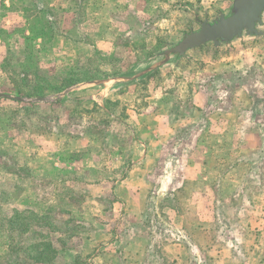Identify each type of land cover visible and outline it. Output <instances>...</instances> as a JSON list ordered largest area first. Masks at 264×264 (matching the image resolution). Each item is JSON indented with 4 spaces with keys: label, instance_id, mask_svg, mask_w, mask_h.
<instances>
[{
    "label": "rangeland",
    "instance_id": "374dc122",
    "mask_svg": "<svg viewBox=\"0 0 264 264\" xmlns=\"http://www.w3.org/2000/svg\"><path fill=\"white\" fill-rule=\"evenodd\" d=\"M229 6L0 0V264H264V35L59 96Z\"/></svg>",
    "mask_w": 264,
    "mask_h": 264
},
{
    "label": "water",
    "instance_id": "95a60500",
    "mask_svg": "<svg viewBox=\"0 0 264 264\" xmlns=\"http://www.w3.org/2000/svg\"><path fill=\"white\" fill-rule=\"evenodd\" d=\"M196 12H198L197 8L195 15ZM263 17L264 0H230V6L216 17L198 20V29L189 31L175 43L166 45L148 57L133 63L126 71L79 82L63 90L59 96L82 88L121 89L147 78L153 72L160 71L164 66L174 68L176 63L186 57L190 50L208 43L217 47L232 44L240 38L263 36ZM0 96L14 98L5 93H0ZM16 99L20 100V98Z\"/></svg>",
    "mask_w": 264,
    "mask_h": 264
},
{
    "label": "crops",
    "instance_id": "0c3cea01",
    "mask_svg": "<svg viewBox=\"0 0 264 264\" xmlns=\"http://www.w3.org/2000/svg\"><path fill=\"white\" fill-rule=\"evenodd\" d=\"M98 89H103V88H106V87H97ZM109 88V87H108ZM110 89V88H109ZM122 89V88H121ZM110 90H119V89H110ZM166 113V115H167V112H165ZM159 114H160V110L159 109H157L155 112H153L152 110H150L149 108H146V109H144L143 111H138V112H134V116H143V115H146L147 116V118H148V121H149V123L151 124V126H147L146 127V129L148 130V131H154V121H155V118L156 117H158L159 116ZM155 117V118H154ZM137 145L138 146H143V148H146V146L148 145L145 141L143 142V140H141V139H138L137 140ZM146 149H144V151H145ZM136 168H134V169H131L130 171H128V176H129V174H131V173H134V172H136ZM127 176V177H128ZM126 177V178H127ZM125 178V179H126Z\"/></svg>",
    "mask_w": 264,
    "mask_h": 264
},
{
    "label": "trees",
    "instance_id": "16d2710c",
    "mask_svg": "<svg viewBox=\"0 0 264 264\" xmlns=\"http://www.w3.org/2000/svg\"><path fill=\"white\" fill-rule=\"evenodd\" d=\"M64 83H66V84H70V80H68V81L65 80Z\"/></svg>",
    "mask_w": 264,
    "mask_h": 264
}]
</instances>
